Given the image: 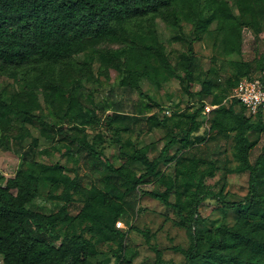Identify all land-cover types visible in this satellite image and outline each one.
Masks as SVG:
<instances>
[{"label":"rangeland","instance_id":"rangeland-1","mask_svg":"<svg viewBox=\"0 0 264 264\" xmlns=\"http://www.w3.org/2000/svg\"><path fill=\"white\" fill-rule=\"evenodd\" d=\"M221 1L238 23V28L234 27L228 35L218 28L217 22L198 30L193 11L186 2H179L155 20L152 37L147 31L138 38L137 44L153 52L152 57L143 58L140 63L118 54V50L131 45L128 38L106 39L76 54L68 64L50 66L40 77L33 74L31 79H17L0 74L3 98L9 103L19 100L20 105L27 104L33 110L32 114V110L28 114L14 111L8 114L9 125H0V186H5L6 180L21 169L24 149L34 147L26 170L38 174L41 184L31 208L47 214L59 212L66 203L65 188L73 180L69 189L71 214L76 216L82 210L91 213L85 216V224L72 227L81 232L94 222L96 209L90 202H95L105 190L107 159L138 175L143 173L142 167L126 159L134 151L142 150L149 158L161 160V176L146 179L133 193L126 192L128 186L123 180H112L111 185L122 195L114 226L122 221L127 237L99 242L94 233L93 240L102 256L91 259L90 264H156L157 252H161L164 264H185L186 256L181 250H188L191 245L190 231L233 226L239 219L237 208L225 207L215 197L221 194L227 203H244L249 193L250 172L237 157L238 119L248 115L238 105L232 113L224 114L222 110L232 106L236 82L263 64L264 0ZM206 80L212 82L213 89L202 95ZM75 87L84 101L82 106L75 105L74 111L81 108L90 113L83 122L71 112L66 99ZM145 104H152L151 113L141 111ZM207 106L211 107L210 112ZM33 114L44 122L35 120ZM114 116H139L144 122H114ZM193 117L198 126L191 134L192 140L185 147L173 146L170 155L163 157L166 142L186 136ZM127 128L136 130L130 135ZM29 134L32 138L26 137L23 146L11 143V138ZM73 139L93 144L101 156L95 159L78 155L71 143ZM248 139L249 163L253 165L264 156V127L250 132ZM196 164L197 175L203 174L204 193L214 196L200 201L195 214L186 210L181 217L177 209L149 195L168 192L169 201L177 202L176 190H181L185 181L181 172ZM40 165L63 166L61 180L51 185L48 174L54 173H42ZM260 176L263 181L264 169ZM170 181L173 187L167 191ZM189 216L197 217L198 224L185 220ZM65 235L63 229L60 241L53 244L59 246ZM85 236L90 239L92 234L87 232ZM120 242L125 250L119 248ZM0 264H5L2 255Z\"/></svg>","mask_w":264,"mask_h":264},{"label":"trees","instance_id":"trees-1","mask_svg":"<svg viewBox=\"0 0 264 264\" xmlns=\"http://www.w3.org/2000/svg\"><path fill=\"white\" fill-rule=\"evenodd\" d=\"M179 2L188 4L200 31L213 22H217L218 28L226 35L231 33L234 27L238 28V23L221 0H0V74L5 73L17 79H31L33 74L40 77L47 73L50 66L68 64L76 54L106 39L128 38L131 45L118 50V54L126 55L129 60L140 63L143 58L152 57L153 52L151 48L137 44L138 38L147 31L151 32L152 37L155 20ZM100 56L105 54L101 53ZM31 68L35 70L34 73H31ZM263 69L264 60L259 69L253 72L249 70L240 80L243 77L256 76ZM240 80L236 82L235 87ZM212 89V82L206 80L202 84L201 94H208ZM66 99L71 112L74 111L75 105L82 106L84 101L83 94L77 87L71 90ZM50 102L54 103V100L51 99ZM236 105L247 114L246 108L236 100H232V106L222 112L232 113ZM31 110L27 104L20 105L19 100L7 102L0 93L1 126L9 125L8 114L14 111L28 114ZM141 111L151 113L152 104H145ZM72 113L77 114L82 122L89 119L90 115L82 112L81 108ZM33 117L38 122H44L37 114H33ZM132 117L114 116L112 121L126 122L135 119L137 123L143 124L144 118ZM195 118L193 117L192 126L187 130L186 136L174 137L166 142L162 149L163 157L170 155L169 151L173 146L181 144L185 147L189 144L192 140L191 134L198 126ZM237 126V157L250 172L249 193L244 203H227L221 194L215 197L225 207L237 208L239 219L233 226L224 225L208 231H190L191 245L188 250H181L186 256L185 264H264V180L261 181L260 176V171L264 169V156H260L253 165L249 163L248 139L250 132L264 127V117L261 114L248 117L245 115L238 119ZM135 130L127 128L126 132L133 135ZM26 137L30 138L31 135L15 136L11 138V143L16 142L23 146ZM32 140L38 143L37 139ZM73 140L71 143L78 155H86V158L93 156L95 159L101 156L93 144L83 139ZM34 153L32 146L24 149L21 169L15 177L6 180L5 186H0V255L3 256L5 264H90L91 259L102 256L93 240L95 234L98 235L99 242L117 238L122 241L127 237L123 230L114 226L121 209L119 200L122 195L120 197V190L111 185L112 180H123L128 186L126 192L133 193L146 179L161 176V160L149 158L142 150L134 151L126 157L128 163L142 167L141 175L125 166L116 167L107 159L105 190L96 196L95 202H90L94 203L92 206L96 209L94 222L77 232L72 227L85 224V216L91 213L82 210L76 216L71 214L69 189L75 183L73 180L65 188L66 203L59 212L47 214L31 208L40 194L41 184L38 174L28 173L26 170V164ZM39 168L42 173H48L49 170L54 173L48 174L51 185L54 186L61 180L60 171L63 166L40 165ZM197 168L196 164L181 172V178L184 177L185 181L181 184V190H176L177 202L169 201L166 195L168 192H151L149 195L166 206L177 209L181 217L186 210L195 214L200 201L214 196L209 192L204 193L203 174L198 176ZM170 182L167 191L172 190L173 183ZM89 205L88 202V207ZM185 220H193L198 224L197 217L191 219L189 216ZM63 229L66 235L60 245L56 246L53 243L60 241ZM87 232L92 234L90 239L85 236ZM119 248L125 250L122 242ZM164 263L161 252H157L156 264Z\"/></svg>","mask_w":264,"mask_h":264},{"label":"built area","instance_id":"built-area-1","mask_svg":"<svg viewBox=\"0 0 264 264\" xmlns=\"http://www.w3.org/2000/svg\"><path fill=\"white\" fill-rule=\"evenodd\" d=\"M231 99L243 105L248 116L261 114L264 117V69L256 76L243 77L233 89ZM206 109L208 112L211 111L210 106ZM116 227L121 230L125 229L122 221H118Z\"/></svg>","mask_w":264,"mask_h":264}]
</instances>
